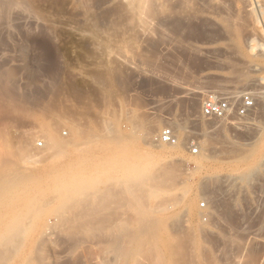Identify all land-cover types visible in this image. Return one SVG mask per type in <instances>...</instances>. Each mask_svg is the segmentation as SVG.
<instances>
[{"label":"rangeland","instance_id":"374dc122","mask_svg":"<svg viewBox=\"0 0 264 264\" xmlns=\"http://www.w3.org/2000/svg\"><path fill=\"white\" fill-rule=\"evenodd\" d=\"M15 1L0 264H264V0Z\"/></svg>","mask_w":264,"mask_h":264},{"label":"built area","instance_id":"2783aa9c","mask_svg":"<svg viewBox=\"0 0 264 264\" xmlns=\"http://www.w3.org/2000/svg\"><path fill=\"white\" fill-rule=\"evenodd\" d=\"M255 101L251 95L244 93L240 96L237 104L230 97H222L216 94L208 95L201 104L200 115L203 118L214 119L217 121H229L230 118L236 116L238 118L247 117L248 114L254 109ZM159 141L166 145L176 144V137L170 127L162 129ZM38 143L37 146H41ZM191 153L197 154L198 148L191 145Z\"/></svg>","mask_w":264,"mask_h":264},{"label":"bare ground","instance_id":"6f19581e","mask_svg":"<svg viewBox=\"0 0 264 264\" xmlns=\"http://www.w3.org/2000/svg\"><path fill=\"white\" fill-rule=\"evenodd\" d=\"M20 2V1H19ZM19 2H16L15 0H0V14L1 15H3L4 17H6V15H8L9 14V12L12 10V12H13V10H16L17 8H20V9H22V10H24V11H26V12H28L27 11V9H26V7L24 6V4H22L21 2L19 3ZM24 2V1H23ZM15 8V9H14ZM20 9H18V10H20ZM23 11V12H24ZM19 12V11H18ZM11 14V13H10ZM9 16V15H8ZM8 16H7V18H8ZM1 17L2 16H0V19H1ZM10 17H12V15L11 16H9V18ZM13 18V17H12ZM12 18H10L9 20H11ZM4 19V18H3ZM8 20V19H7ZM4 21H6V20H4ZM259 24V23H258ZM261 27H262V29L261 30H263V32H264V25L261 23ZM42 36L43 37H48L49 35H45V34H42ZM263 45V44H262ZM260 46V45H259ZM263 51V50H262ZM8 73V72H7ZM6 74V73H5ZM4 74V75H5ZM10 74V73H9ZM8 74V75H9ZM8 75L6 74L5 76H0V98L1 99H4L5 97H13L14 96V94L16 93V92H14V90H13V87L11 86V85H13V84H11L10 86H8L9 84L8 83H4L7 79L8 80H10L9 78H7L8 77ZM2 78H4V82L2 81ZM11 81V80H10ZM8 82V81H7ZM8 84V85H7ZM49 84V83H48ZM13 86H15V85H13ZM28 88V87H27ZM33 88V87H32ZM35 88V87H34ZM33 88V89H34ZM29 89H30V87H29ZM37 89L38 88H36V90L34 91V92H36L37 91ZM39 89H41V88H39ZM32 90V89H31ZM26 91V90H25ZM32 92V91H31ZM33 92V93H34ZM39 92V91H38ZM14 93V94H13ZM29 94H30V92H28ZM42 93V92H41ZM45 93H47L46 91H45ZM44 94V93H43ZM27 95V94H26ZM31 96V95H30ZM33 96V95H32ZM4 97V98H3ZM11 97V98H12ZM28 97V96H27ZM8 98V99H9ZM10 98V99H11ZM27 99V98H26ZM48 142V141H47ZM42 144V143H41ZM262 150V149H261ZM262 153V152H261ZM128 186V185H127ZM127 186H126V190L128 189L127 188ZM128 191H129V189H128ZM138 191V190H137ZM139 191H140V189H139ZM138 191V192H139ZM135 194H137L136 192H135ZM140 194V193H139ZM141 195V194H140ZM138 197V199H139V196L137 195L136 196V198ZM46 238V237H45ZM47 240V239H46ZM12 242H15L14 240H12ZM42 243H46L45 241H44V239L41 241ZM55 242V241H54ZM40 245V244H39ZM38 245V247H37V249H38V251H37V256H38V258L37 259H39V260H42L41 258H42V255H41V250H39V247L41 246V247H43V245H40L39 246ZM48 245V244H47ZM8 246V245H7ZM46 247V246H45ZM6 248H8V247H6ZM6 250H8V249H6ZM43 251H44V249H43ZM7 252V251H6ZM46 252V251H45ZM35 253H36V251H35ZM43 253V252H42ZM8 257V256H7ZM264 257V256H263ZM36 259V260H37ZM44 259V258H43ZM38 260V261H39ZM263 261V260H262ZM43 262V261H42ZM40 263H41V261H40ZM60 263V262H59ZM45 264V263H44Z\"/></svg>","mask_w":264,"mask_h":264}]
</instances>
